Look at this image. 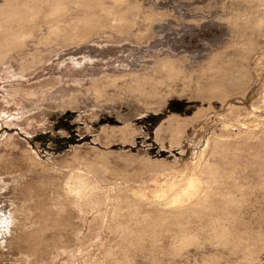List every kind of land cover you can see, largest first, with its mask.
Listing matches in <instances>:
<instances>
[{
	"label": "rangeland",
	"instance_id": "obj_1",
	"mask_svg": "<svg viewBox=\"0 0 264 264\" xmlns=\"http://www.w3.org/2000/svg\"><path fill=\"white\" fill-rule=\"evenodd\" d=\"M0 264H264V0H0Z\"/></svg>",
	"mask_w": 264,
	"mask_h": 264
},
{
	"label": "bare ground",
	"instance_id": "obj_2",
	"mask_svg": "<svg viewBox=\"0 0 264 264\" xmlns=\"http://www.w3.org/2000/svg\"><path fill=\"white\" fill-rule=\"evenodd\" d=\"M174 183V182H173ZM188 187H193V185H194V181L192 180V178L191 179H189L188 181H187V184H186ZM171 186V188H172V186H174V185H172V183L170 182V184H169V186H167V187H170ZM185 186V185H184ZM170 189V188H169ZM162 190H164V189H162ZM191 190H193V189H191ZM196 190H197V188H196ZM186 191H189V190H186ZM198 191V190H197ZM189 192H191V193H189ZM189 192H184V193H180V194H177L174 198H173V202H175V203H179V202H184V198L185 197H187L188 195H192L193 193V191H189ZM179 193V192H178ZM187 193H189V194H187ZM195 193V192H194ZM188 197H190V196H188Z\"/></svg>",
	"mask_w": 264,
	"mask_h": 264
}]
</instances>
